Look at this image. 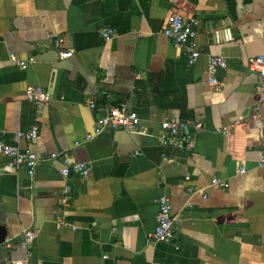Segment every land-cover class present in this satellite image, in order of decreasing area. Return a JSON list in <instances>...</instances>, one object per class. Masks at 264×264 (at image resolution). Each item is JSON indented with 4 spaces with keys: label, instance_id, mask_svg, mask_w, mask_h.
I'll return each instance as SVG.
<instances>
[{
    "label": "crops",
    "instance_id": "obj_1",
    "mask_svg": "<svg viewBox=\"0 0 264 264\" xmlns=\"http://www.w3.org/2000/svg\"><path fill=\"white\" fill-rule=\"evenodd\" d=\"M172 13L200 20L194 64L163 33ZM104 28L116 36L106 40ZM57 36L72 57H56ZM12 53L36 61L23 70ZM211 55L228 58L220 86L209 80ZM257 55L264 0H0V141L16 144L37 124V138L20 146L40 158L31 176L0 153V225L13 242L0 264L25 254L16 244L26 228L37 232L30 264H264V102L248 64ZM29 84L52 92L43 109L27 99ZM121 104L140 127L85 142ZM166 118L202 123L186 133L193 148L163 143ZM64 158L85 162L88 176L64 178ZM162 194L177 218L169 243L151 237Z\"/></svg>",
    "mask_w": 264,
    "mask_h": 264
},
{
    "label": "built area",
    "instance_id": "obj_2",
    "mask_svg": "<svg viewBox=\"0 0 264 264\" xmlns=\"http://www.w3.org/2000/svg\"><path fill=\"white\" fill-rule=\"evenodd\" d=\"M200 24V20L197 18L188 19L179 13H172L167 17L166 25L163 29V33L173 41L174 46L177 49H182L187 55L189 64H194L202 55V50L196 39L197 27ZM101 33L106 40H111L116 36V32L112 28H104L101 30ZM63 43V37H52V45L59 59H68L73 56L74 49H65ZM10 59L23 70L27 69L31 63L36 61L34 56H31L28 59H21L16 53L10 54ZM248 64L250 70L258 75L259 80L257 84V92L259 100L264 102V55L250 56L248 58ZM227 67V57L222 55L209 56L207 71L210 82L216 86H220L221 83L216 76V72L218 69H226ZM26 97L28 100L35 102L41 110L52 101L53 94L41 85L29 84L26 87ZM90 104L92 107H95L94 101H90ZM140 123L141 118L138 112L133 110L128 111L124 104L111 106L97 119L94 129L87 133L84 141H91L109 130L114 131L125 129L128 131H134L140 127ZM161 126L164 135V144L168 143V136H170L177 137L178 145H187L189 148H193L194 144L186 134L187 130L189 126L201 128L203 125L200 122H192L190 120L166 118L161 122ZM38 134L39 126L35 124L27 132H17L14 138L16 144L0 141V153L8 157L9 168L19 169L24 166L27 168L29 175H34L40 158L30 146L21 147L20 141L26 140L27 142H31L37 138ZM79 144H81V141L75 143V145ZM262 145L264 146V138L262 139ZM58 157H61L60 153H53L51 154L50 159H56ZM263 164L264 156L260 162V165ZM239 172H246V168L244 166L240 167ZM60 173L64 178H69L72 174L86 177L89 174V167L85 162H71L69 159L64 158ZM186 179H189V176H187ZM211 185L227 188L230 186V183L220 177H213ZM71 189V185L67 184L64 188V193H69ZM200 191V189L189 187V192L192 194ZM157 203L158 213L156 216V227L151 234V237L158 242L169 243L175 237L177 221V218L173 213L172 199L170 196L162 194L157 198ZM58 224H63V221L59 220ZM36 236L37 232L33 228H26L21 232L16 245L22 249L25 254L13 259L11 261L12 264H30L29 250ZM3 247H13L12 238L0 242V248ZM176 248L178 249L179 246H176Z\"/></svg>",
    "mask_w": 264,
    "mask_h": 264
},
{
    "label": "water",
    "instance_id": "obj_3",
    "mask_svg": "<svg viewBox=\"0 0 264 264\" xmlns=\"http://www.w3.org/2000/svg\"><path fill=\"white\" fill-rule=\"evenodd\" d=\"M54 54L56 55V51H54ZM56 57L59 58L57 55H56ZM40 59H45V58L40 57L39 60ZM6 236H7V232H6L5 227H3L2 225H0V242H3L6 239Z\"/></svg>",
    "mask_w": 264,
    "mask_h": 264
}]
</instances>
